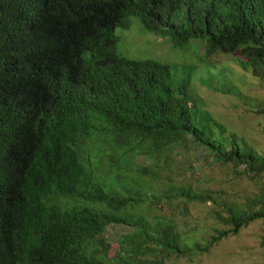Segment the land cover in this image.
I'll list each match as a JSON object with an SVG mask.
<instances>
[{"label":"trees","instance_id":"1","mask_svg":"<svg viewBox=\"0 0 264 264\" xmlns=\"http://www.w3.org/2000/svg\"><path fill=\"white\" fill-rule=\"evenodd\" d=\"M132 19L174 50L201 40L206 59L235 56L264 89V0H0V264L193 260L258 221L264 246V155L200 109L189 74L118 54ZM190 145L257 194L238 207L190 185L160 197L133 184L134 173L158 181L161 159ZM162 198L180 199L184 216L214 204L225 229L199 243L150 215ZM111 226L124 231L112 243Z\"/></svg>","mask_w":264,"mask_h":264},{"label":"rangeland","instance_id":"2","mask_svg":"<svg viewBox=\"0 0 264 264\" xmlns=\"http://www.w3.org/2000/svg\"><path fill=\"white\" fill-rule=\"evenodd\" d=\"M116 35L120 56L167 65L179 76L189 74L191 90L197 96L200 109L211 115L228 133L241 137L251 149L264 155V89L258 81L236 67L235 56L215 55L206 59L201 40L191 41L182 51L174 50L167 39L149 34L136 19L131 20L127 30H117ZM189 65L194 67V73L189 71ZM207 66L210 74L217 75L222 91H215L200 81L208 72H205ZM151 164L143 157L135 160L137 168ZM158 167L161 169L158 181L152 182L146 175L140 178L134 173L131 175L133 184L141 185L146 192L160 197L170 187L190 185L198 191L213 192L219 197L217 202L234 203L238 207L258 192L257 181H249L239 174L240 170L231 166L214 164L211 155L193 145L187 149H175L169 153L166 163L161 159ZM159 204L151 210V216L159 214L173 219L182 233L199 243L203 244L205 239L215 235V231L225 229L213 217V213L219 210L214 204L190 203L186 216L181 214L180 199L167 202L162 198ZM122 232L120 227H108L107 241L115 242ZM262 236V225L258 221L240 230L236 236L221 239L207 253L193 260L171 259L165 264H264Z\"/></svg>","mask_w":264,"mask_h":264}]
</instances>
